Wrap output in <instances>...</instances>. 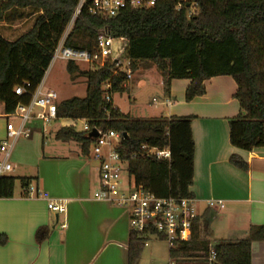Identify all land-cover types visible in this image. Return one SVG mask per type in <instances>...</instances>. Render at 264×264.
I'll use <instances>...</instances> for the list:
<instances>
[{
	"label": "trees",
	"instance_id": "1",
	"mask_svg": "<svg viewBox=\"0 0 264 264\" xmlns=\"http://www.w3.org/2000/svg\"><path fill=\"white\" fill-rule=\"evenodd\" d=\"M78 0H0V22L20 20L30 9L35 14L29 29L14 40L0 33V103L3 113L10 114L19 103H28L34 88L48 69L56 44L62 36ZM197 11L187 16L175 1L161 0L143 9H123L111 18L90 15L83 9L74 21L65 44L93 51L96 30L106 26L114 37L128 40V57L135 71L138 64H155L165 91L173 79H188L184 99L190 101L205 92L204 81L215 76H230L236 83L235 99L239 113L229 121V141L236 148L250 151L264 147V0H196ZM71 76L85 78V94L61 100L58 119H83L93 128L122 133L119 146L126 162L128 181L142 185L157 197H192L189 187L193 177L194 142L191 117L159 116L149 119L131 118L103 97L101 85L110 84L109 93H123L125 78L113 74L112 64L81 70L68 61ZM29 87H25V84ZM23 87L18 95L15 88ZM57 140L73 141L80 154L90 156L93 137L89 132L60 127ZM169 151V158L147 154L141 149ZM230 163L246 170L247 164L235 155ZM16 178H0V198L13 195ZM32 178L21 177L22 188ZM205 222L193 221L188 241L175 242L169 249L172 259L198 257L210 245L204 235ZM43 238L46 228H39ZM264 238V225L251 226L245 238L219 240L214 244L216 264H251V243ZM2 240V238L0 239ZM143 239L130 232L128 263L140 257Z\"/></svg>",
	"mask_w": 264,
	"mask_h": 264
},
{
	"label": "crops",
	"instance_id": "2",
	"mask_svg": "<svg viewBox=\"0 0 264 264\" xmlns=\"http://www.w3.org/2000/svg\"><path fill=\"white\" fill-rule=\"evenodd\" d=\"M14 21L0 22V33L8 40L25 32H15L19 25ZM159 77L162 99L172 101L169 106L161 105L160 116L191 117L194 156L189 191L196 200L198 217L205 222V237L210 244L245 238L251 226L264 225V147L245 151L230 144L229 121L239 113L234 79L212 77L204 81L203 95L186 101L188 79H173L165 91ZM5 126L0 103V142ZM39 138L21 140L16 153L13 148L17 139L10 152V157L13 152L18 155L20 168L21 164L37 165V175L20 178H32L29 186L42 196L27 195L26 187L20 186L17 191L14 188L11 197L0 198V264H129V212L93 197L100 188L98 163L93 165L80 149L65 156L46 154V144L41 142L40 150ZM232 155L247 164L246 170L230 163ZM210 199L222 200L223 207H208ZM49 200L63 201L65 212L57 215L49 210ZM42 227L46 234L39 239L36 233ZM152 240L168 245V263L171 246L162 239ZM250 251L251 264H264V238L252 242ZM142 260L140 255L135 264H142ZM174 260L177 264H206L203 254Z\"/></svg>",
	"mask_w": 264,
	"mask_h": 264
},
{
	"label": "built area",
	"instance_id": "3",
	"mask_svg": "<svg viewBox=\"0 0 264 264\" xmlns=\"http://www.w3.org/2000/svg\"><path fill=\"white\" fill-rule=\"evenodd\" d=\"M161 0H78L65 30L56 44L52 63L59 59L67 63L72 61L76 65L89 64L92 68L102 67L106 63L112 64L113 74H121L125 81L122 86L133 78L134 70L128 57V40L125 37H114L109 29L103 26L96 30V47L93 51L74 48L65 44L68 33L75 19L85 9L87 13L100 18H111L118 15L123 9H143L154 6ZM175 9L182 6L187 9V16L196 13V0H173ZM188 4V6H186ZM44 78V77H43ZM29 87V84H25ZM103 97L106 102L112 101L109 93L110 84L101 85ZM23 87L15 88V93L20 95ZM60 102L58 94L53 89H45L42 81L34 88L28 103H19L10 114H4L6 118L5 137L0 142V178L7 176L12 171L9 161L10 152L14 142L19 138H28L32 129L28 123L39 120L43 124L61 120L62 127H71L77 130V123H83L81 131L95 130L96 136L90 146V157L98 163V176L100 188L93 192L95 199L105 200L113 205L124 207L129 212L131 232L136 233L143 239L146 246L152 238L165 240L170 246L175 242L188 241L191 236L193 221L198 217L197 203L193 197H157L146 191L142 185H134L129 181L123 183L122 171L126 169V162L121 159L119 146L122 133L115 130H102L91 128L83 119H58L57 105ZM161 103L169 106L172 101L169 98L161 100L153 99V103ZM13 120H17V125ZM141 149L147 154H155L158 157L169 158L167 148H149L145 145ZM27 195L42 196L32 186L24 190ZM210 208H222L223 201L210 199L207 201ZM49 210L57 215L65 212V204L61 200H49ZM61 228L65 224L60 225ZM206 264H216V252L214 244H210L207 252L203 255ZM167 264H177L174 259H169Z\"/></svg>",
	"mask_w": 264,
	"mask_h": 264
},
{
	"label": "rangeland",
	"instance_id": "4",
	"mask_svg": "<svg viewBox=\"0 0 264 264\" xmlns=\"http://www.w3.org/2000/svg\"><path fill=\"white\" fill-rule=\"evenodd\" d=\"M27 17L23 19L14 21L17 26L15 32H23L30 28L33 23L35 14H32L30 9L23 10ZM12 24V23H11ZM14 24V23H13ZM8 34V32H5ZM66 63L62 60L55 59L50 63L48 69L45 72L43 78V87L45 89H53L58 94V99L64 100L72 96L82 97L85 94V78L71 76L65 69ZM92 65L89 64H79L78 67L81 70L91 69ZM163 97V91L160 85L159 72L152 62L139 63L137 69L135 70L134 77L128 82V89L123 93L113 94L114 105L124 114L130 116L131 118L138 119H149L160 116V111L163 109V104L153 103V99L161 100ZM14 124L17 125L18 121L13 120ZM61 120L51 121L50 123L43 124L39 120H34L31 123H28V127L32 129L31 136L29 138H20L15 144L13 150L17 153L20 149L18 144L21 140L23 141H32L37 140V135H40L39 142L41 150V142L46 144L44 149L46 154H56L65 156L69 152L76 151L79 148V145L73 141H62L57 140L54 136V132L63 126ZM83 123L79 121L77 123V130L81 131ZM44 131V132H43ZM42 135V136H41ZM39 137V136H38ZM38 145V146H39ZM12 150V151H13ZM11 151V152H12ZM11 154L9 161L12 167L15 170L11 175L16 178L15 180V191L20 187L19 178L23 175H37L36 169L37 165H24L19 164V157L17 154ZM93 165H96V161L93 160L90 156L86 157ZM122 180L123 183L128 182V175L126 169L123 167L122 171ZM153 239V238H152ZM150 239L152 242L149 247L142 248L141 257L143 258L142 264H165L167 263V252L168 245L165 243L155 242ZM152 249L154 250L153 252ZM203 264L202 262H198Z\"/></svg>",
	"mask_w": 264,
	"mask_h": 264
},
{
	"label": "water",
	"instance_id": "5",
	"mask_svg": "<svg viewBox=\"0 0 264 264\" xmlns=\"http://www.w3.org/2000/svg\"><path fill=\"white\" fill-rule=\"evenodd\" d=\"M186 6H188V4H186ZM90 135H91L92 137H95V136H96V131H95V130L91 131Z\"/></svg>",
	"mask_w": 264,
	"mask_h": 264
}]
</instances>
